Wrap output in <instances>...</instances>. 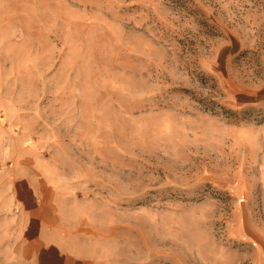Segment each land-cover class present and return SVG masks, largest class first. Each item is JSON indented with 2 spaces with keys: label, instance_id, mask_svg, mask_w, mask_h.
I'll return each instance as SVG.
<instances>
[{
  "label": "rangeland",
  "instance_id": "obj_1",
  "mask_svg": "<svg viewBox=\"0 0 264 264\" xmlns=\"http://www.w3.org/2000/svg\"><path fill=\"white\" fill-rule=\"evenodd\" d=\"M263 56L264 0H0V192L47 177L100 264H259L264 111L225 77Z\"/></svg>",
  "mask_w": 264,
  "mask_h": 264
},
{
  "label": "crops",
  "instance_id": "obj_2",
  "mask_svg": "<svg viewBox=\"0 0 264 264\" xmlns=\"http://www.w3.org/2000/svg\"><path fill=\"white\" fill-rule=\"evenodd\" d=\"M262 69L263 78L259 79L256 76L245 77L244 72L234 75L231 69L227 70L226 97L241 108L264 111V56ZM49 183L41 173L33 177H17L10 179L7 188L0 192L2 210L9 220V256L15 264H100L94 257L83 255L78 246L69 245L64 230L52 222L50 217L55 204L47 189ZM238 185L241 193L237 195L241 200L247 184L241 177L235 186ZM249 234L246 237L260 251L259 264H264V242H258L254 235Z\"/></svg>",
  "mask_w": 264,
  "mask_h": 264
}]
</instances>
